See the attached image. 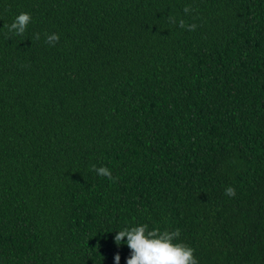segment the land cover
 <instances>
[{
    "label": "trees",
    "instance_id": "obj_1",
    "mask_svg": "<svg viewBox=\"0 0 264 264\" xmlns=\"http://www.w3.org/2000/svg\"><path fill=\"white\" fill-rule=\"evenodd\" d=\"M141 224L264 264V0H0V264H126Z\"/></svg>",
    "mask_w": 264,
    "mask_h": 264
},
{
    "label": "clouds",
    "instance_id": "obj_2",
    "mask_svg": "<svg viewBox=\"0 0 264 264\" xmlns=\"http://www.w3.org/2000/svg\"><path fill=\"white\" fill-rule=\"evenodd\" d=\"M185 15L191 14L193 9L190 6L184 7ZM32 22L30 13L22 12L15 17L14 21L8 26L10 33L16 36H22ZM170 23H176L175 17H169ZM178 26L187 31H195L197 24H186L183 19L178 21ZM45 42L50 46H55L59 42L60 36L57 33H45ZM37 40L40 39V34L37 33ZM92 171L101 177L109 180L115 179L112 171L106 167L92 166ZM225 195L234 197L236 191L229 186L225 189ZM181 236V229L176 228L174 231H161L157 228L149 229L148 224H141L134 227H125L117 231L114 239L119 246L126 243L130 250V255L126 259V264H199L195 250L186 243L177 242ZM125 238H127L125 240ZM121 256L117 253L114 256V264H120Z\"/></svg>",
    "mask_w": 264,
    "mask_h": 264
}]
</instances>
